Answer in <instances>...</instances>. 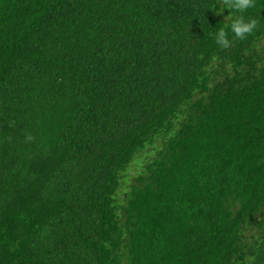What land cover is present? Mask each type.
Wrapping results in <instances>:
<instances>
[{"label":"trees","instance_id":"obj_1","mask_svg":"<svg viewBox=\"0 0 264 264\" xmlns=\"http://www.w3.org/2000/svg\"><path fill=\"white\" fill-rule=\"evenodd\" d=\"M257 4L0 0V264H264Z\"/></svg>","mask_w":264,"mask_h":264},{"label":"clouds","instance_id":"obj_2","mask_svg":"<svg viewBox=\"0 0 264 264\" xmlns=\"http://www.w3.org/2000/svg\"><path fill=\"white\" fill-rule=\"evenodd\" d=\"M220 7L212 6L216 14L220 15L228 12L224 18V22L228 21L227 25L221 23L220 27L212 30L214 33L213 39L215 45L220 50H227L232 47L234 41H244L251 36L258 27V20L246 16L249 10L258 8L257 0H219ZM31 140L32 137L28 136ZM241 264H256V256H246L241 261Z\"/></svg>","mask_w":264,"mask_h":264},{"label":"rangeland","instance_id":"obj_3","mask_svg":"<svg viewBox=\"0 0 264 264\" xmlns=\"http://www.w3.org/2000/svg\"><path fill=\"white\" fill-rule=\"evenodd\" d=\"M259 46L261 48H264V38L262 39L261 44ZM140 158H142V157H140ZM143 159L144 158H142V160H140V162H142ZM138 171H139V169L136 166H134V163H133L132 165H130V167L128 168L127 172L124 173V177H123L122 181H124L125 184L119 190V197L120 198H122L123 193L128 191V186L132 183V180L137 175Z\"/></svg>","mask_w":264,"mask_h":264}]
</instances>
